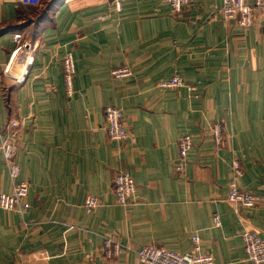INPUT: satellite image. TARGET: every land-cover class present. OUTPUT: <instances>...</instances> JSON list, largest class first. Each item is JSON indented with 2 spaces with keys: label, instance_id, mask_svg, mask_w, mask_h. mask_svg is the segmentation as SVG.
I'll return each mask as SVG.
<instances>
[{
  "label": "crops",
  "instance_id": "crops-1",
  "mask_svg": "<svg viewBox=\"0 0 264 264\" xmlns=\"http://www.w3.org/2000/svg\"><path fill=\"white\" fill-rule=\"evenodd\" d=\"M221 7L191 0L175 14L162 0H126L115 14L103 0H0V131L20 122L19 180L29 184L27 210L0 209V264H141L143 245L185 254L193 236L213 264H250L242 232L264 242V17L241 28ZM14 35L26 47L12 59ZM66 53L75 66L71 98ZM122 67L130 76L115 78ZM175 75L185 87L159 86ZM106 107L121 111L130 138L109 140ZM220 122L216 149L211 127ZM182 135L192 146L179 177ZM233 159L243 171L238 187L259 197L252 208L226 201ZM121 172L136 187L126 206L112 190ZM11 189L0 158V194ZM87 196L99 202L90 212ZM106 235L121 245L108 261Z\"/></svg>",
  "mask_w": 264,
  "mask_h": 264
},
{
  "label": "built area",
  "instance_id": "built-area-1",
  "mask_svg": "<svg viewBox=\"0 0 264 264\" xmlns=\"http://www.w3.org/2000/svg\"><path fill=\"white\" fill-rule=\"evenodd\" d=\"M24 6H39L41 0H18ZM105 1L113 13L118 14L122 11L126 0H103ZM170 5L173 13L178 14L181 10L188 6L191 0H162ZM222 17L226 20L234 19L241 28L252 26L258 19L264 17V0H222L220 11ZM13 41L16 43L15 50L11 53L13 59L16 54L23 50L20 35H14ZM10 60V62L12 61ZM33 61L30 58L29 63ZM9 65L4 69L7 72ZM75 74V66L72 55L66 53L62 59V78L65 95L71 98L74 94L73 77ZM115 78H126L130 76V69L122 67L112 71ZM159 86L166 89H177L185 87L183 80L175 75L169 80L160 81ZM189 91L194 90L192 86H186ZM19 122H12L7 130L0 131V157L6 164L9 178L12 182L11 192L8 194H0V209L7 212H23L29 208L26 201L29 184L25 180H19L20 168L17 162V147L15 137ZM109 140L120 142L131 137L127 130V126L122 120L121 111L114 107H106L104 109V127ZM211 134L215 147L220 149L224 145L223 125L215 123L211 127ZM191 138L189 135H182L177 142L178 156L173 165V174L175 176H183L188 161L189 151L191 150ZM242 167L237 159L231 162V179L228 183V193L226 201L236 207L252 208L259 202L256 194L240 189L236 180L242 176ZM136 191L133 178L126 172L117 173L114 176L115 203L119 206H126ZM99 205L98 199L93 196H87L84 200L83 207L87 212L96 209ZM237 213V210H235ZM213 225L218 227L220 219L218 215L213 216ZM244 245V254L246 260L250 264H264V242L260 239L255 231H244L241 234ZM192 249L185 254H178L165 249L164 247H155L150 244L143 245L137 251V258L141 264H213V257L208 252L201 250V241L197 236L191 237ZM121 245L117 238L106 235L101 249V255L104 260L116 258L119 255ZM35 256V254L33 255ZM42 256V254H41Z\"/></svg>",
  "mask_w": 264,
  "mask_h": 264
},
{
  "label": "rangeland",
  "instance_id": "rangeland-1",
  "mask_svg": "<svg viewBox=\"0 0 264 264\" xmlns=\"http://www.w3.org/2000/svg\"><path fill=\"white\" fill-rule=\"evenodd\" d=\"M65 92V91H64ZM15 121V120H14ZM14 121H9L8 123H7V125L5 126V129L3 130V131H5V130H7L8 129V127L10 126V124L12 123V122H14ZM16 122H19V121H16ZM20 123V122H19ZM21 129V124H20V128L18 129V131ZM17 131V132H18ZM108 137V136H107ZM216 148V147H215ZM217 149V148H216ZM1 158V157H0ZM114 189V178H113V181H112V190ZM4 194H6V193H4ZM7 212V211H6Z\"/></svg>",
  "mask_w": 264,
  "mask_h": 264
}]
</instances>
